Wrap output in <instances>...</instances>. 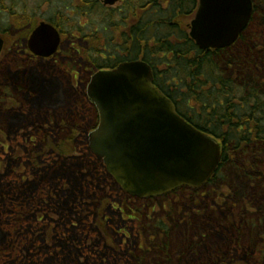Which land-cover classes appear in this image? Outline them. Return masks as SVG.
I'll list each match as a JSON object with an SVG mask.
<instances>
[{"label": "trees", "instance_id": "trees-1", "mask_svg": "<svg viewBox=\"0 0 264 264\" xmlns=\"http://www.w3.org/2000/svg\"><path fill=\"white\" fill-rule=\"evenodd\" d=\"M254 1L256 9L250 26L230 48L199 50L185 23L176 26V34L169 28L156 31L157 25L154 26V35L159 37L156 36L152 62H161L165 67L164 85L169 83L161 89L182 116L222 144V159L205 188L206 195L201 190L187 188L173 193L193 197L187 202L188 213L175 226L183 237L178 246H171L175 242L166 234L169 227L162 223V218L152 233L148 232L144 221L150 216L146 213L143 222L134 223L136 239L121 231L126 228L119 219L118 208L124 195L107 173L102 159L90 152L87 139L62 138L60 134L19 137L8 139L10 152L1 148L0 180L6 184L0 182V201L4 208L6 203L15 205L16 214H27L16 216L12 221L14 226H2L7 216L1 215L0 264H57L58 258H64L61 264H152L148 259L153 254L161 257L159 251L166 253L161 257L163 260L173 264L184 261V240L192 238L197 240L193 243L202 242V246L197 244L186 251L196 257L204 248L213 264H264V0ZM180 3L175 0L163 9L153 0V20L174 19L177 7L191 17L195 0H180ZM158 9L159 15L155 13ZM8 11L10 24L21 26L33 22L32 13L19 11L14 2ZM5 28L0 27L1 34L9 33L8 25ZM28 34L26 30L25 35ZM12 84L40 104L57 97L58 89L52 81L24 72L18 73ZM89 116H95L91 107ZM73 127L72 122L64 127L57 122L53 130L59 133ZM20 144L24 152L18 155L12 149ZM26 158L34 163L29 174L16 168ZM49 181L56 182L58 188ZM215 195L217 199L211 200ZM253 197H258L256 202ZM41 201L46 206L56 201L60 207L52 209L55 214L50 213L49 217L39 216L40 209L35 210V206ZM196 201L200 208L194 206ZM196 212L200 216L194 219ZM10 213L13 214L11 209ZM26 217L36 225L50 220L45 228L47 232L38 237V229L31 223L30 233L22 232L18 224L28 223ZM156 227L166 233L151 255L147 248L155 242ZM245 236L247 242L243 243ZM194 260V264L204 263L200 262L201 257L198 262Z\"/></svg>", "mask_w": 264, "mask_h": 264}, {"label": "water", "instance_id": "water-1", "mask_svg": "<svg viewBox=\"0 0 264 264\" xmlns=\"http://www.w3.org/2000/svg\"><path fill=\"white\" fill-rule=\"evenodd\" d=\"M253 11V0H200L191 37L202 50L230 47L248 27ZM59 43L58 31L42 23L29 46L50 56ZM3 47L0 37V53ZM89 95L100 114L90 148L104 158L107 171L129 195L155 197L182 186L200 187L215 173L221 144L177 112L153 84L152 68L145 61L96 73Z\"/></svg>", "mask_w": 264, "mask_h": 264}, {"label": "flooded vegetation", "instance_id": "flooded-vegetation-1", "mask_svg": "<svg viewBox=\"0 0 264 264\" xmlns=\"http://www.w3.org/2000/svg\"><path fill=\"white\" fill-rule=\"evenodd\" d=\"M4 1L8 3V0H1V11L8 9V5L6 6ZM42 1H47L49 2V6L51 5V11L49 12L51 17L39 19L36 21L38 23L33 19V22L29 24H35V28L42 22L52 25L59 32L61 44L58 52L51 57H42L30 52L26 53L33 58H40L44 65L51 64L54 65V67L59 65L62 70H65L70 75V84L68 86L71 88L70 90H72V93L76 95L71 98L76 110L72 108L69 111L61 109L58 114L59 118L56 120V112L53 113L54 109L57 108L56 100L46 103L47 105L43 104L41 107L40 103L27 98L20 91L18 86L7 81L1 82L0 95L3 97L2 99L0 98V106L7 110L8 113L5 114L6 116L11 120L16 119L20 125L16 130L1 128L0 137L4 139L19 137L31 138L60 134L62 138H87L89 131L94 126L96 128L99 122L97 114V119L95 118L92 121V125L88 126L87 117L84 115L87 113V110H84L83 108L86 109L89 103L88 87L90 81L96 72L113 69L124 61L141 59L148 62L152 66L154 72L153 83L160 89L169 85L168 82L167 85H164L165 79H162V73L165 70L164 66L161 62H152V58H154L153 47L158 40L157 37H159V35H154V26L157 25V27H155L156 31L157 28L160 30L162 28H169L172 30L173 34L177 33L176 26H183V23H185L186 26L191 27V21L193 18L188 22L184 21L185 17H188V19L191 17L182 14L181 7L176 8V16L174 19H165L167 21L160 22L158 19L155 21L153 20V0H140V3L138 0H118L114 4H107L105 3V0H40V2ZM174 1L175 0H156V3L165 9L164 6L174 3ZM176 1L177 4H181L180 0ZM195 2L194 12L198 9L199 0H195ZM58 6L59 8H70V17L65 19L64 16H59V13L56 12ZM23 11L29 10L25 9ZM34 13L35 12H32L33 18H35ZM155 13L159 15L161 11L158 9ZM170 15H172L171 11ZM159 24L161 25L158 26ZM63 25L64 28L66 25L68 30H63ZM188 35L191 38L190 33ZM172 39H174V37ZM64 41L68 42V53H66L67 55L63 58V60L67 59V64L63 67L59 64L58 56H62V54H60V49L62 48V43H64ZM5 42H7L6 39ZM90 54H94L95 56L91 61L89 59ZM129 56L133 58L129 59ZM170 58H172V56ZM50 81L54 84L52 79ZM54 85L58 86V84ZM63 87L66 88V85H59V88ZM59 104L58 106H60ZM33 107L42 108L41 111L44 118L42 123L40 122L41 120L34 121L31 118V114L35 111ZM78 108H80L81 111H78ZM52 119H54V121ZM57 122H59L61 127L66 126V123L68 122H72L74 127L71 131L61 130L57 133L53 130ZM85 122L87 123L85 124ZM190 190H198V192H200V189ZM201 192L203 195H206L204 194L205 186H203ZM190 198L193 197H190L189 195L181 196L168 193L161 197L158 196L141 200L132 199L133 204L125 205L121 203L120 205L123 208V212L133 214V218L140 220V222L144 221V213L148 215L151 214V212H161L160 216L154 219L148 217L149 220L144 221L149 227L148 232L152 233V229L155 226L154 222L158 224L160 218H162V223L165 225H172L173 227L180 225L179 223L182 218L188 213L187 208L189 207V204L187 202L190 201ZM200 198L201 194H199V199ZM216 199L217 196L213 198V201ZM220 199H222V196ZM194 206L200 208L197 201L194 202ZM119 209L121 211V207H119ZM192 209L194 210V208ZM162 212H164V216L162 215ZM195 214L196 216L193 218L197 219L200 214L199 212H196ZM151 245L153 246L148 247L147 249L152 255L155 249H157L156 247L158 244L153 242ZM154 255L155 254L152 256Z\"/></svg>", "mask_w": 264, "mask_h": 264}, {"label": "rangeland", "instance_id": "rangeland-1", "mask_svg": "<svg viewBox=\"0 0 264 264\" xmlns=\"http://www.w3.org/2000/svg\"><path fill=\"white\" fill-rule=\"evenodd\" d=\"M11 1L16 3L19 11H23V10L27 9L30 11V13L35 12L34 13L35 14V18H34L35 22L38 21L39 19H45V18L51 17L49 14V12L51 11V8H50L51 5L49 6V2H47V1L40 2V0H8V3L6 1H4V3L6 6L8 5L7 7H9L12 4ZM7 10L8 9L2 10V14H0V27H2L5 30L6 25H8V27L10 28L9 33L4 34V36L7 40V42H6L7 45H6L5 51L3 52L2 57L0 58V83L6 82V81L9 83H14L15 77L18 73L24 72L25 74L31 75L32 69H36V70H38V72H40V74H45V76L48 79H50V80L52 79L54 82H56V84H58V86H56L58 91L56 94L57 97L55 99L56 103H57V108L54 109V111H53V113L56 112V120H58V118H59L58 114L60 113L61 109L65 110V111L66 110L69 111L71 108L76 110V107L74 106V102L71 101V98L73 96H76V95L72 93V90H70L71 88L68 86L70 84V75L65 70H62L59 65L57 67H54V65H51V64H45L44 65V64H42V60H40V58H33L32 56H30L26 53L29 50H28V43H27L28 36L25 35V33H26V30H29V33H30L31 29L34 27L35 24H25V25H21V26L10 24L11 16H9V11L7 12ZM56 12L59 13L58 14L59 16H64L65 19H67L71 15V9L70 8H65V7L59 8V6H58L56 9ZM190 19L191 18L188 19V17H185L184 21L188 22ZM36 23H38V22H36ZM83 23H85V22H83ZM88 23H90V22H88ZM62 29L66 31V30H68V27L65 25V28H64V25H63ZM60 52H61L60 54H62L63 57L58 56V58H59L58 61H59V64L64 67L67 64V59L63 60V58L65 55H67L66 53H68V42L64 41V43H62V48L60 49ZM93 58H95L94 54H90V58H89L90 61L93 60ZM89 68H90V66H89ZM60 84L66 85V88L65 87L59 88ZM2 97L0 95L1 99H2ZM9 98H11V97H9ZM43 104H46V103L44 102ZM43 104H41V107L43 106ZM58 104L60 106H58ZM41 107H38V108L33 107V109L35 111H33V113L31 114V118L34 121L35 120H41L40 122L42 123L44 118H43V114L41 111L42 110ZM83 109L87 110V107H86V109L85 108H83ZM77 110L81 111L80 108H78ZM7 113H8L7 110L0 106V129L1 128H10L9 130H11V129L16 130L20 124L18 123V121L16 122V119L11 120L8 116H6L5 114H7ZM84 115L87 117V122L89 123L92 119L89 116V110H88V114L85 113ZM78 116H80V115H78ZM52 120L54 121V119H52ZM52 120H50V121H52ZM87 122H85V124ZM22 144H20L17 148L12 149L15 154L19 155V154H22L24 152L22 150ZM10 147H11V140L4 139V138L0 137V152L2 153L1 148L10 152ZM4 160H5V157H4ZM32 165H34L33 161H31L29 158H26L24 164L21 167L17 166L16 168L19 169V171H21L23 169V172H21V173L29 174V173H32V168H33ZM0 182H3L4 184H6V182L3 180H0ZM49 182H51V181H49ZM51 183L54 184L56 182L52 181ZM0 185H1V183H0ZM55 187L58 188V185H55ZM256 191H258V189H256ZM38 198L40 199V197H38ZM48 198H49V196H47L45 200H47ZM82 198L84 199V197H82ZM212 199L213 198H211V200ZM257 199H258V197H253V200L255 202L257 201ZM40 200H42V199H40ZM263 201L264 200H262V202ZM77 203L80 204L79 202H77ZM3 205H4V203L1 200L0 201V217L2 214H3V217L7 216L6 220L3 221L2 226H4V224H5V226H14V225H12V221L16 216L17 217L19 215L24 216V214H27V213L16 214L17 210L15 208V205H10V203L5 204L6 208H4ZM71 205L72 204L70 203V206ZM58 206L60 207V204L56 201L52 202L50 206H46L41 201L38 205L35 206V210L38 207L40 209V211L38 212L39 216L40 215H46L49 217V216H51L50 213L52 215L55 214L54 210H52V209H54L55 207H58ZM23 207H24V205H23ZM10 209L13 212V214H15V215L10 213ZM124 216H126V214ZM24 220H26L28 223L21 221L22 224H20V225L18 224L19 229L22 232L25 231L26 234H28V233H30V227L28 224L31 223V224H33V226L35 228L38 229V233H36L38 235V237L43 236L44 233L47 232V230L45 231V228H47L50 224L49 223L50 220L48 223H44L41 225L40 224H37V225L34 224V220L31 218L27 219V217H26ZM129 221H130V223L127 226L128 230L130 232L129 236H132L131 239H133V238L136 239V235H135L133 227H132L134 224H132L131 220H129ZM210 225H212V224H210ZM248 230H250V228ZM121 231L125 232L124 228H122ZM144 236L145 235H142V238H144ZM195 241H197L195 238H192L190 241H189V239L184 240V243H183L184 244L183 250H185L184 261L183 262L178 261V262H175L173 264H194L193 260L195 259L194 261L198 262L199 257H201V259H202V261L200 260V262L204 261L203 264H213L212 258L207 259V255H206L204 248H202L203 253L200 252V254L196 257H194L192 254H189L186 251L187 249H189V247H197V244H198V247L202 246V242L193 243ZM211 241H212V239L210 240V243H211ZM246 242H247V237L245 236L243 238V243H246ZM204 244L206 245V247L208 249L209 244L207 242H205ZM174 248H176V246H174ZM158 255L163 257L166 255V253L163 251L162 252L159 251ZM58 256L59 255H57V257ZM179 256L180 255H178V257ZM161 257L151 256L148 259V262H151L152 264H171L173 262V261L171 262L169 260H163ZM63 260H64V258H58L57 264L58 263L61 264L63 262ZM249 260H251V258ZM253 262L255 263V260H253Z\"/></svg>", "mask_w": 264, "mask_h": 264}, {"label": "bare ground", "instance_id": "bare-ground-1", "mask_svg": "<svg viewBox=\"0 0 264 264\" xmlns=\"http://www.w3.org/2000/svg\"><path fill=\"white\" fill-rule=\"evenodd\" d=\"M29 76H31V77H35V78H37V77H41V78H44V79H46V80H49L46 76H45V74H40V72H38V70H36V69H32V71H31V75H29ZM50 81V80H49ZM53 83V82H52ZM54 84H56V82H54ZM3 177V176H2ZM1 177V178H2ZM98 191V190H97ZM165 226H168V225H165ZM169 228H168V232L166 233V231H164L167 235H169L170 236V238L175 242L174 244H172L171 246L172 247H174V246H178V243L180 242V240L182 239L183 240V237H182V233H181V231L180 230H178L176 227H173L172 225L171 226H168ZM162 230L161 231H159L158 230V227H156V229H155V233H154V235H155V238H153V240L154 241H156V242H159L160 243V241H162L163 240V236H164V233ZM163 243V242H162ZM177 249H179L178 247H177Z\"/></svg>", "mask_w": 264, "mask_h": 264}]
</instances>
